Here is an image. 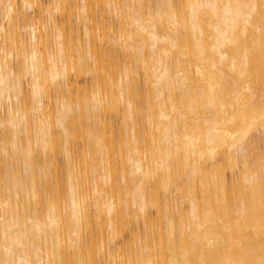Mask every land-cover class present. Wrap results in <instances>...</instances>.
Wrapping results in <instances>:
<instances>
[{
  "label": "bare ground",
  "instance_id": "6f19581e",
  "mask_svg": "<svg viewBox=\"0 0 264 264\" xmlns=\"http://www.w3.org/2000/svg\"><path fill=\"white\" fill-rule=\"evenodd\" d=\"M9 2L15 6L11 29L15 33L17 17L21 23L25 20L30 23L34 17L39 19L41 15L38 7L35 10H25L26 2L47 4L55 0H0V4ZM63 2L87 4L89 18L92 20L102 17L110 19L105 8L109 0H63ZM114 2L145 6L172 4L173 8L165 9L155 21L157 41H152L147 35L144 36L141 43L144 55L139 63L134 57L130 58L123 52L112 50L115 57L113 73L116 90L119 91L120 70L127 66L129 80L125 84V90L127 91L129 86L132 87L134 110L131 116L126 115V106L108 113L105 124L107 131L100 149L93 143L89 150L86 140L78 141L81 179L77 199L83 213L79 224L73 219V196L69 191L62 154L59 151L55 155L49 152L45 160L42 149L36 152V122L31 119L32 77L28 76L21 81L22 96L19 106L16 103V96L11 98V105L8 103L7 95L0 97V258L4 257L6 222L18 217L21 228L27 221L44 224L51 206L54 205V216L59 227L47 230L46 234L43 231H33L25 241L28 245V257L25 258L35 259L33 244L51 255L53 241L58 236L62 246L58 249L59 255L66 260L78 259L80 252L70 255L68 248L69 238H78L85 258L91 259L93 264L135 262L139 258L140 242L149 250L144 253L143 258L158 261L159 264H168L171 260L198 262L201 257L214 260L225 253L258 260L262 245L259 235L261 212L258 193L255 205H252L251 193L244 192L241 173L239 171L234 173L233 163L224 150H218L216 155L212 156L208 154L207 145L202 143L196 147V155L193 157L191 149L185 147V142H178L175 136L170 142L164 140L163 130L176 126L178 120L179 132H184V121L180 119L184 113L173 112V105L179 96L177 92L169 93L165 87L157 94L152 88L154 77L152 69L163 71L167 68L171 75L175 76L179 67L180 72L187 74L191 89H202L211 95L210 84L217 85L216 94L231 103L236 99L233 93L242 89L238 87L239 76L231 71L230 60L232 58L239 60L245 46L250 48L254 38L257 41L258 55L260 0H114ZM189 4H215L218 7L215 11L211 8H201L196 11L193 19V10L187 7ZM224 5H232L233 10L238 5H256V9L252 11L249 7L241 8L245 14L251 13L247 33L245 34L241 25L234 37L237 44L228 46L223 53L230 60L221 66L219 55L211 52V46L215 43L218 27L221 31H227L232 38L230 29L224 24ZM172 14H175V19L170 21L169 16ZM59 23L65 29L66 39H74L85 50L91 43L93 52L97 51L98 41L95 37L90 40L84 35L85 26L82 23L67 15L59 19ZM0 27L8 29L9 25L0 18ZM165 36L178 38L179 50L164 44ZM16 40H19L18 33ZM43 41L38 50L46 61L48 50L55 47V41L51 34L44 36ZM197 41L201 42L205 50L203 56L197 50ZM6 42L11 50V36L6 32H0V49L5 47ZM153 43L156 44L155 53ZM165 52L168 53L166 56ZM2 59L0 57V62ZM160 61H163V64ZM213 62L216 64L215 68L212 66ZM9 63L14 66V71H20L22 60L18 62L10 57ZM145 63L148 65L147 71ZM256 64L258 66V60ZM197 68L200 69V73L197 72ZM88 86L91 87L90 80ZM253 87L255 102L258 105L260 99L258 79L253 81ZM112 90L109 86L108 91ZM9 107H12L11 113ZM17 110L20 111L19 118L16 117ZM228 112L229 115L232 114L231 107ZM24 118H27L26 126L20 123ZM204 119L209 121L217 119L215 110L201 109V128L204 127ZM219 119L222 120L223 116ZM13 122L17 127L12 126ZM188 134L192 135L190 117ZM199 135L197 132V138ZM251 136L253 142L258 144L259 131L253 130ZM30 140L34 152V159L31 162L25 154ZM145 151L149 152L148 162L142 164L145 170L149 164H155L153 153L156 160L163 159L164 168L151 181L146 182L144 199L147 206L143 212H139V209L133 206L132 197L129 195L130 191H134L132 183L134 169L133 164L129 163V155L131 154L133 161H143ZM137 152L139 156L136 155ZM37 164H47L50 169L48 178L40 179ZM73 184H76L75 178ZM106 201L115 202L116 207L111 216L104 208ZM245 201L249 204L247 210L244 208ZM5 203H10L7 210L2 207ZM194 210L200 226L192 222ZM28 228L31 230L33 225L29 223ZM24 254L25 249H20L17 253L18 257ZM48 255L44 256L45 260L48 259Z\"/></svg>",
  "mask_w": 264,
  "mask_h": 264
},
{
  "label": "snow or ice",
  "instance_id": "6c2138e0",
  "mask_svg": "<svg viewBox=\"0 0 264 264\" xmlns=\"http://www.w3.org/2000/svg\"><path fill=\"white\" fill-rule=\"evenodd\" d=\"M37 7L41 10L39 19L34 17L30 23L27 20L21 23L17 17L15 21L16 32L13 33L11 29L15 6L10 2L0 4V18L9 25L8 29L0 27V32H6L12 38L11 50H9L7 42L5 47L0 49V57L3 58L0 62V97L7 95L9 97L8 103L11 105V98L16 96V103L19 106L22 96L21 81L28 76L32 77L30 84L31 119L36 122V152L38 153L42 149L45 160H47L49 152L55 155L59 151L62 154L64 168L67 171L69 191L73 196V219L79 224L83 213L80 211L81 204L77 199L81 179L78 163V141L80 139L86 140L89 150L93 143L100 149L107 131L105 124L108 113L117 111L121 106H126V115L131 116L134 110L132 87L129 86L128 90H125V84L129 80L127 66L120 70L119 91L116 90L113 73L115 57L112 50L123 52L130 58L134 57L139 63L144 55L141 47L144 36L147 35L152 41L158 40L154 28L155 21L165 9H172L173 5L145 6L134 3L121 4L109 0L105 4V8L110 19L102 17L98 20L89 18L87 4H72L65 3L63 0H55V2L47 4L26 2L24 5L25 10H35ZM96 7L98 8L99 5ZM187 7L193 10V19H195L197 10L211 8L215 11L218 6L215 4H189ZM243 7H249L252 11L256 9V5H238L235 10H233L232 5L223 6L224 24L230 29L232 38L229 37L227 31H221L218 27L215 43L211 46V52L214 55H219L221 66L230 60L223 53L228 46L237 44V39L234 37L241 25L244 27L245 34L247 33L251 13L245 14L241 11ZM259 7L261 10V27L258 29L260 32L258 55L257 41L254 38L250 48L245 46L243 55L239 60L235 58L230 60L231 71L239 76L238 87L242 89V91L233 93L236 97L234 101L229 103L223 96H218L215 92L217 85L210 84L211 95L202 89H191L187 74L180 72L179 67L176 69L175 76H172L167 68H164L163 71L153 68L152 88L157 94L165 87L169 93L177 92L179 96L173 105V112L184 113L180 117L184 121V132H179L178 120L176 126H170L163 130L165 141L170 142L175 136L178 142H185V147L191 149L193 157L196 155V147L202 143L207 145L208 154L212 156H215L218 150H224L233 163L234 173L236 171L241 173L244 192L245 194L251 193L252 205H255L258 193L261 212L259 235L262 241L260 257L258 260H249L225 253L214 260H206L201 257L198 262L171 260L168 264H264V0H260ZM65 15L74 18L78 23H82L85 26L84 35L90 40L95 37L98 41V49L95 53L91 43L85 50L74 39H66L65 29L59 23V19ZM173 19H175V14L169 16L170 21ZM68 22L66 21V23ZM17 33L19 35L18 41L16 40ZM49 34L54 38L55 47L49 48L45 61L43 54L38 49L39 45L44 42L43 37ZM163 43L179 50L178 38L165 36ZM152 48L155 53V43L152 44ZM197 50L201 56L205 54V50L199 41H197ZM167 54L165 52L164 55ZM10 57L18 62L22 60L19 72L13 70L14 66L9 63ZM257 60L259 61L258 66ZM160 63L163 64V61ZM212 66L213 68L216 67L215 62ZM145 69L146 71L148 69L147 63H145ZM197 72L200 73L199 68H197ZM256 79L260 85L258 105L255 102V89L253 87V81ZM89 80L91 81L90 88L88 86ZM109 86L113 89L111 92L108 91ZM229 107L232 109L231 115L228 112ZM201 109L205 111L215 110L217 114L215 120L204 119L203 128L200 127ZM9 112H12V107H9ZM220 116H223L222 120L219 119ZM16 117H20L19 110L16 111ZM189 117L191 118V136L188 134ZM20 123L26 126L27 118L21 119ZM12 126L17 127L15 122ZM253 130H258L260 133L258 144L253 142L251 136ZM197 132L200 134L199 138L196 136ZM155 143L154 139V152ZM25 154L29 162L34 159L31 140ZM136 155L139 156V152ZM203 155L202 152L201 156ZM148 160V151H145L143 161H133L131 154L129 155V163L133 164L134 169L132 172L134 191H130L129 195L132 197L133 206L138 208L139 212H143L147 206L144 199L146 182L151 181L164 168L163 159L156 160L153 153L155 164H149L148 169L145 170L142 164ZM37 169L41 180L49 177L50 169L47 164H37ZM74 178L76 180L75 185L73 184ZM105 179L107 180V177ZM32 182L35 183L34 175ZM2 207L7 210L10 203H5ZM115 207L114 201H106L104 204L109 216ZM193 207L195 209V204ZM244 208L245 210L249 208L247 201L244 202ZM54 212L53 205L44 224L37 221H27L21 228L18 217H15L11 222H6L3 245L4 257L0 258V264H93L91 259L85 258L78 238H69L68 248L70 255L80 252L79 258L76 260L64 259L58 254V249L62 247L58 236L53 241L51 255L33 244L35 259L25 258L28 257V245L25 241L33 231H43L46 234L47 230L59 227ZM192 222L196 226H200L195 210L192 214ZM29 223L33 225L31 230L28 228ZM20 249H25V254L18 257L17 253ZM147 251L149 250L140 242L138 245L139 258L135 262L129 261V264H159L158 261L143 258ZM45 255H48L47 260L44 259ZM88 256H91V252L88 253Z\"/></svg>",
  "mask_w": 264,
  "mask_h": 264
}]
</instances>
